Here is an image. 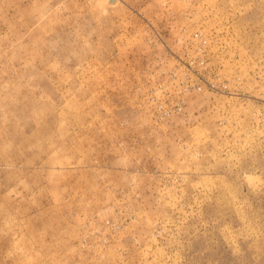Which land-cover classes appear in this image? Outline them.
<instances>
[{
  "label": "rangeland",
  "instance_id": "374dc122",
  "mask_svg": "<svg viewBox=\"0 0 264 264\" xmlns=\"http://www.w3.org/2000/svg\"><path fill=\"white\" fill-rule=\"evenodd\" d=\"M0 264H264V0H0Z\"/></svg>",
  "mask_w": 264,
  "mask_h": 264
}]
</instances>
